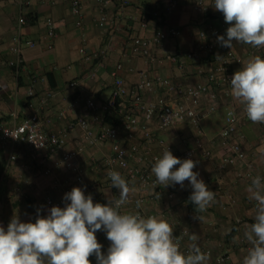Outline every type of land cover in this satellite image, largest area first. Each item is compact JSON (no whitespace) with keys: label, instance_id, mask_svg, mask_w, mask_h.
Masks as SVG:
<instances>
[{"label":"crops","instance_id":"0c3cea01","mask_svg":"<svg viewBox=\"0 0 264 264\" xmlns=\"http://www.w3.org/2000/svg\"><path fill=\"white\" fill-rule=\"evenodd\" d=\"M70 1L28 0V5L21 7L16 1L0 0V82L8 86V92L0 95V126L12 125L10 112L14 108L19 111L20 117L31 112L29 107L24 105L25 88L29 84L30 74L38 76V81L35 83L37 93L48 89L59 91L50 106L40 113L43 117L51 119L45 124V130L53 132L68 121L67 119L61 121L52 119L53 111L64 107L71 100L76 101V110L68 118L85 117L83 114L86 113L85 118L92 121L91 114L85 110V100L93 99L96 103H100L108 98L111 89L109 71L119 61L123 62L120 75L128 89H131L138 80L139 72H144L148 76L161 75L196 84L204 82L205 73L213 67V64L204 56L198 61H188L183 69L168 62L162 65L149 64L138 56L121 57V48L124 44L137 36L151 37L153 32L159 28L158 24L153 21H148L146 28L140 26V20L145 19L147 11L157 5V0H128V4L121 8L116 4L118 1L112 0L106 8L112 26L107 30L94 25V20L99 17L101 11L100 4L96 0H80L83 7L82 27L77 28L75 18L70 13ZM210 6L213 7L214 3ZM208 9L209 6L206 12L198 13L189 7L186 0H178L175 10L166 17V22L178 28L180 36L166 40L159 52L165 54L177 49L193 50L196 48L200 41L198 33L209 29V27L205 28L209 23L207 16L210 10ZM21 11L34 18L32 24L28 22L29 24L20 30L26 39L36 41L40 38L45 30L47 17L54 20L57 38L52 51L46 50L43 45L24 48L25 71L20 77L19 85L13 77L12 70L5 63L13 57L9 47L13 35L17 32V17ZM211 15L215 17L211 20L214 24L212 27H217L220 24L219 19L224 16L215 9H212ZM233 43L232 48L242 58V64L255 56L250 54V45ZM82 44L90 51L102 48L107 50L104 66L96 79L86 78L88 66L80 63L77 52ZM256 55L264 58V51ZM242 64L232 67V76L242 68ZM80 77L86 79L77 88L68 87L70 81ZM156 94L155 91L149 93L147 97L155 99ZM161 94L167 100L174 98L172 95L165 96L163 92ZM11 95H13L12 98H10ZM218 95L219 106L216 112L221 109L224 115L226 108L230 106L239 112L238 129L245 138L246 163L251 166L255 174L264 177V169H262L264 144H256V140L261 135L259 133L264 131V123H252L247 118L244 105L232 97L231 91L227 93L222 84L218 88ZM214 113L202 118L200 125L205 134L206 147L215 158H219L225 153L216 141L223 122L220 124ZM182 124L188 126V130L182 134L176 132V127L162 131L155 122L150 125V130L157 138L171 143L177 151H181L188 145L184 138L189 136V144H192L194 135L192 126L187 123ZM100 125L98 122H92L95 130ZM81 134L78 129L73 131L67 143L68 147L73 148L82 141ZM148 143L153 152L159 151V145L155 140ZM108 152V143L96 147L84 146L78 156V163L81 169L86 171V181H88L86 183L90 185V189L95 192L97 188H101V204H107L113 197V192L104 184V174L100 178L101 173L97 172L98 169L95 166L103 167V159ZM11 154L16 155L15 161L9 160ZM54 162L55 158L49 160L52 172L44 175L30 160V151L25 145H18L11 149L8 144L0 140V226H3L5 230L14 215H18L22 222H35L36 217L32 215V212L41 209L40 215L47 216L50 209L44 205L47 196L59 197L61 187L69 186L72 190L73 187L80 185L74 182L69 171L63 167H56ZM242 169L243 167L240 168ZM238 170V168L229 167L224 171H219L215 168L214 162L199 158L193 171L199 173L198 179H202L216 195V200L207 211L197 214L203 216L200 221L194 219L195 206L188 207V193H192V188L187 180L183 188H178L177 185L171 186L175 191L174 199L169 200L165 195H161L159 200L147 201L144 210L146 213H155L157 217L165 219L173 227L175 233H197L199 236L197 243L200 248H210L213 256L227 253L229 260L224 264H243V259L251 247L244 233L248 230V226L255 222V201L249 199L250 194L247 191L251 182H240L236 176ZM55 180L59 182L58 187L54 185ZM83 190L86 196L90 194L85 188ZM139 193L148 196L150 191L144 190ZM230 199L234 200L233 204ZM236 220H241V222L236 223ZM184 236V245L189 246L191 241L188 235ZM96 237L98 243L102 245L101 251L106 254L111 243L106 237V232L100 230L96 233ZM89 259L91 264H97L95 255L90 256Z\"/></svg>","mask_w":264,"mask_h":264},{"label":"built area","instance_id":"2783aa9c","mask_svg":"<svg viewBox=\"0 0 264 264\" xmlns=\"http://www.w3.org/2000/svg\"><path fill=\"white\" fill-rule=\"evenodd\" d=\"M12 1L18 2L21 7L28 5V0ZM96 1L100 4L101 11L99 17L94 20V25L107 30L108 27L112 26L106 8L112 0ZM116 1H118L116 4L119 8L128 4V0ZM186 2L193 11L202 13L206 12L208 5L213 4L214 0H186ZM177 4L178 0H159V3L147 12L159 21V28L153 32L151 37L137 36L129 43L124 44L121 48V57L138 56L149 64L162 65L168 62L179 69H183L188 61H198L204 56L207 61L213 64L212 69L205 73L204 82L191 84L170 77L148 76L144 72H139L138 80L131 89H128L120 75L123 62L119 61L109 71L111 89L108 98L100 103H96L93 99L85 100V110L91 114L92 121L85 117L68 118L76 110V101L71 100L64 107L55 109L52 116L54 120L67 119L68 121L57 130L47 132L45 124L50 122L51 119L43 117L40 113L50 106L59 91L48 89L37 93L35 83L38 81V76L30 74L29 84L25 88L24 105L29 107L31 112L20 117L19 111L15 108L12 109L10 112L12 125L0 126L1 142L8 144L11 149L18 145H25L30 151V160L44 175H49L52 172L49 160L55 158V166L63 167L69 171L73 176L72 179L77 184L84 181L78 163V156L84 146L96 147L108 143L109 152L103 159L104 184L112 190L113 197L118 198L119 189L111 186L107 173L109 171L119 172L129 182L130 188L135 189L134 192L129 194V202L126 204L130 207L129 212L139 211L145 217L156 216L155 213H146L144 206L147 201L157 199V193L160 196L165 195L169 200L175 197L174 189L171 186L164 188L162 185H156L154 183L155 177L151 173L155 158L162 156L167 148L175 157L181 160L190 158L198 162L201 158L204 161L214 162L215 168L219 171H224L229 167L238 168L236 176L240 182H251L253 177L260 176L255 174L251 166L246 163L245 138L238 129L240 114L236 108L232 106L226 108L223 127L216 136L217 145L225 151L219 158H215L206 147L205 134L200 125L202 118L216 112L218 109L219 86L222 84L227 93L231 91L232 67L242 64V58L236 54L233 48L222 47L217 42V36L225 35L226 29L230 25L226 24L223 18L217 27H210L208 31L201 30L198 33L200 41L193 50L177 49L171 53H160L159 48L166 40L176 39L180 36V30L166 22V17L175 10ZM70 13L75 18V26L81 28L83 7L80 0L70 1ZM27 16L28 14L21 11L17 17V32L13 35L9 47L13 57L5 63L12 70L15 81L25 71L24 48L43 45L46 50L52 51L57 38L54 20L47 17L45 19V30L40 38L36 41L26 39L20 30L28 24L29 19ZM30 18H33V16H30ZM147 25L148 20H140L142 28H146ZM249 50L251 55H256L264 51V47L253 48L250 46ZM77 52L80 63L88 66L86 78L96 79L99 71L104 66L107 50L102 48L90 51L82 44ZM217 55L223 58L216 59ZM86 78L80 77L72 80L69 82L68 87L75 89ZM155 91H162L165 96L172 95L174 98L167 100L163 96L155 99L147 97L149 93ZM7 92L8 86L0 82V95ZM12 96L8 97L12 98ZM229 112H232L233 115L229 116ZM106 118L110 120L109 123H104ZM92 122H98L101 125L95 130ZM153 122L162 131L187 123L194 128L192 144L190 143L183 150L177 151L171 143L152 134L150 125ZM76 129L81 131L82 141L77 143L75 147L70 148L67 143L71 133ZM153 140L159 145L158 152H153L149 146L148 142ZM36 143L43 144V147H37ZM256 144H264V137L258 138ZM9 160L15 161L16 155L11 154ZM175 167L178 168L179 165ZM241 167H243L242 170H240ZM262 169H264V158H262ZM54 185L58 187L59 182L55 180ZM177 186L181 188L180 185ZM144 190L150 191V194L144 196L139 193V191ZM60 191L59 197L47 196L44 205L49 208L53 206L62 208L66 203H70V201H65L63 197L71 191V188L69 186L61 187ZM137 200L142 202L139 209L136 208ZM230 202L233 204L234 200L230 199ZM126 205L122 206L121 212H126L124 211ZM32 215L37 217V210H33ZM240 222L241 220H236V223ZM174 235L182 238L181 251L187 252L188 246L184 245L185 234L174 232ZM201 250L210 255L205 264H224L229 260L227 253L213 256L210 248L205 247Z\"/></svg>","mask_w":264,"mask_h":264},{"label":"clouds","instance_id":"9594fccd","mask_svg":"<svg viewBox=\"0 0 264 264\" xmlns=\"http://www.w3.org/2000/svg\"><path fill=\"white\" fill-rule=\"evenodd\" d=\"M213 8L230 25L226 38L217 36L222 47L232 49L233 42L264 47V0H214ZM230 84L231 95L244 105L247 118L254 124L264 123V58H249L233 74ZM196 166V161L181 160L167 148L155 158L151 173L154 183L164 188H183L184 182L189 181V201L195 206L194 219L200 221L203 216L197 214L206 212L214 203L215 192L198 179L199 173L193 171ZM107 175L111 186L119 189L118 198H110L107 204H94L91 194L86 196L80 187H73L63 197L70 201L64 208L53 206L47 216H41V209H37L35 222H22L14 215L6 230L0 226V264H91L92 255L97 264H205L209 260L210 255L197 243V233H185L191 243L187 252H182V238L174 235L173 227L165 219L145 217L139 211L121 212L135 189L119 172L109 171ZM247 191L249 199L256 202L255 222L244 233L251 247L243 264H264V178L253 177ZM156 198L160 199L159 193ZM141 206L142 202L137 200L136 208ZM100 230L106 232L111 242L106 254L97 241L96 233Z\"/></svg>","mask_w":264,"mask_h":264},{"label":"rangeland","instance_id":"374dc122","mask_svg":"<svg viewBox=\"0 0 264 264\" xmlns=\"http://www.w3.org/2000/svg\"><path fill=\"white\" fill-rule=\"evenodd\" d=\"M157 2V4L159 3V1L157 0L156 1ZM209 6V9L208 10H210L209 11V16H207L208 17V21H209V23H208V25H206V29H208V27L210 28V27H212V26H214V24L212 23V19H214L215 17H213L212 15H211V12H212V9H214L213 7H211L210 5H208ZM220 14H222L221 12H220ZM203 16V15H202ZM205 16V15H204ZM203 16V17H204ZM216 18H219V17H216ZM224 18V17H223ZM222 17L219 19V21H221L222 19H223ZM159 49H161V47L159 48ZM231 76H232V74H231ZM157 92V94H156V98H159V97H162L163 96V94H161L162 93V91H156ZM86 113H84L83 115L86 117L87 115H85ZM216 116H217V121L221 124L222 122H223V119H224V115H223V111L220 109V110H218L216 113H214ZM104 123H107V121L105 120L104 121ZM223 124H224V122H223ZM176 127V132L178 133V134H182L183 132H185V131H187L188 130V126L186 125V124H179V125H177V126H175ZM174 127V128H175ZM155 134V133H154ZM259 134H261L260 136H259V138L260 137H264V131H262V132H260ZM189 136H186V138H184L185 139V142L187 143V144H189ZM255 140V139H254ZM257 141V140H256ZM262 145V144H261ZM262 152H264V151H262ZM261 157V156H260ZM96 167V169H98L97 170V172H99V174L101 173V176H100V178H102L103 177V167L100 165V166H95ZM81 168V167H80ZM88 169H89V167H88ZM87 170V169H86ZM81 172H82V174H83V176H84V181L78 186V187H80L82 190H83V188H85L87 191H89V193L92 195V198H93V203L95 204V203H102V201H101V198H100V190H101V188H97L96 190H95V192L94 191H92L91 189H90V185L89 184H87L86 182H88V181H86V171L85 170H82L81 169ZM63 183V182H62ZM72 187V186H71ZM89 195V194H88ZM124 211H126V212H129L130 211V207L128 206V205H126L125 206V209H124Z\"/></svg>","mask_w":264,"mask_h":264},{"label":"trees","instance_id":"16d2710c","mask_svg":"<svg viewBox=\"0 0 264 264\" xmlns=\"http://www.w3.org/2000/svg\"><path fill=\"white\" fill-rule=\"evenodd\" d=\"M152 8H150L147 12H149L150 10H151ZM28 17V19H29V23L30 24H32L33 22H34V18H30V16L28 15L27 16ZM145 19L146 20H148V21H153V22H155V23H157V24H159V21L156 19V18H154L153 16H151L149 13L147 14H145ZM28 23V24H29ZM49 77V76H48ZM17 82L19 83V85H20V78L17 80ZM106 121H107V123H109L110 122V120L108 119V118H106L105 119ZM190 195H191V193H188V207H190L191 208V206H194L190 201H189V197H190Z\"/></svg>","mask_w":264,"mask_h":264}]
</instances>
